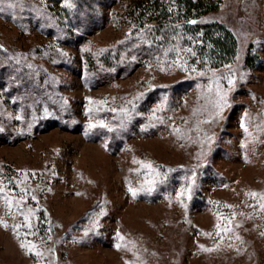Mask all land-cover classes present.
Segmentation results:
<instances>
[{"label":"rangeland","instance_id":"374dc122","mask_svg":"<svg viewBox=\"0 0 264 264\" xmlns=\"http://www.w3.org/2000/svg\"><path fill=\"white\" fill-rule=\"evenodd\" d=\"M150 1L98 0L91 29L76 41L67 29L62 43L35 25L61 3L0 0V42L33 66L15 88L28 93L22 82L37 72L29 106L48 99L66 128H83L37 131L35 115L16 117L0 92V264H264V0H218L201 15L235 35L233 60L201 59L182 16L157 52L116 75L103 51L157 24L134 19ZM59 56L73 72L55 65ZM189 77L197 81L184 93L143 98ZM121 123L130 137L115 151L106 136H85ZM213 143L200 179L175 170L206 161Z\"/></svg>","mask_w":264,"mask_h":264},{"label":"trees","instance_id":"16d2710c","mask_svg":"<svg viewBox=\"0 0 264 264\" xmlns=\"http://www.w3.org/2000/svg\"><path fill=\"white\" fill-rule=\"evenodd\" d=\"M49 1L61 3V11H59V13H51L49 12L48 5L44 6L41 9L43 11L44 18L43 20L37 18V21L35 20V25L45 35L54 37L55 40L59 42L71 43L72 40H69V38L75 39V41L79 40L82 34L89 31L95 23V19L93 18L95 15V8L92 3L97 2L98 0H66V2H64V0ZM217 1L218 0H153L142 4L141 10L137 8L133 10L134 19L141 21L148 19L149 17H160L159 20H157V24H153L148 26L149 28L142 29L139 35H130L117 43L115 46L106 48L103 51V55L106 53L105 56H108L107 69L116 73V75L121 72H131L138 64L136 57H151L159 50V47L155 42L159 36H162L163 34H171L173 31H179L172 23L174 20L182 16L185 17L180 22L182 23V27H184L183 31L188 30L191 36H195L196 38L199 37L198 40L201 45L198 49L201 59L205 60V62H211L213 63L212 65L215 66L233 60L238 52V41L232 31H230V28L219 22L203 23L199 21L201 15L214 10ZM48 14L50 16L46 19V15ZM59 29L62 31H59ZM67 29L70 31V34H67L69 38H61L62 33L69 32ZM123 51L124 53H127V56L120 54ZM245 58L244 61H246ZM55 65L58 67L64 66L60 56L59 62ZM27 67L33 66L26 62L20 64L18 61L14 60L13 57H9L6 54L5 46L0 42V92L4 100L8 103L10 110L16 115V117H31L33 116L31 114H34L37 119L34 129L37 131L40 129V126H44L43 128L60 127L75 131H82L83 128H77L71 124H68L69 127L66 128L64 119L62 120V117L58 118L57 113L51 112L52 110L58 109V107L53 103L48 106V99L45 100V103L48 101L47 105L39 103L40 99L32 100L38 101L37 104H39L40 107L37 105V110H33V107L31 108L29 106L30 97L32 96L29 94L30 92H33V95H38L35 91L38 87L32 86L28 81L31 79L34 81L37 72L28 75V79L22 82L21 87H31L32 91H27L28 93H23L18 90V88H15L13 82V77L17 76L19 79V75L22 71L28 72L33 70L32 68ZM64 67H67V69L72 72L74 71V69L68 65ZM196 81L195 77H189L183 80L180 79L172 84L153 86V88H150L148 92L143 95V98L146 97L145 100L153 101L152 99L156 100L158 97H161V95L166 93H170V95L174 93H184L192 85H194ZM34 82L36 83V81ZM47 88L46 98H48L49 94L52 95L53 93V91H50L49 85ZM42 93H44V91ZM41 106H46V108L50 110L49 114L44 115L40 110ZM30 109L32 110L31 112ZM1 120L2 118L0 117V121ZM120 125H122V123L118 125L119 127L117 126L118 129L115 131H111L106 127L96 126L92 131H90V134H86L85 136L93 141L100 140L106 136L108 138L107 148H114L113 151H115L121 147L125 141L124 139L130 137L129 129ZM19 131V135L23 136V129L20 128ZM2 132L4 131L0 130V133ZM4 135L8 136L7 133ZM214 145L215 143L212 145V151L207 157V160L203 163H194L190 166L184 167L183 169L175 170L177 172H183L185 175L193 172L196 180L200 179L199 176H201V172H205L210 167L211 158L216 153ZM163 183L170 184L167 180ZM161 187L163 186L161 185ZM191 189L193 190V196L190 198L192 201L197 197V194L195 195V184L190 187V190Z\"/></svg>","mask_w":264,"mask_h":264}]
</instances>
